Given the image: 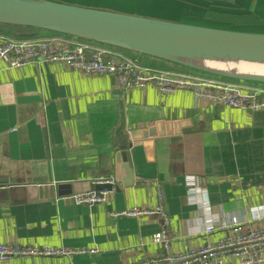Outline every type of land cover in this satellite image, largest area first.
Wrapping results in <instances>:
<instances>
[{
    "label": "crops",
    "instance_id": "obj_1",
    "mask_svg": "<svg viewBox=\"0 0 264 264\" xmlns=\"http://www.w3.org/2000/svg\"><path fill=\"white\" fill-rule=\"evenodd\" d=\"M53 1L226 26L204 16L196 20L206 10L192 8H204L205 0ZM223 1L236 4L244 14L248 11L237 0ZM259 14L245 15L264 18V6ZM260 26L264 25L244 27L263 30ZM158 122L188 123L178 134L153 138L130 150L134 183L124 187L115 178L122 132L147 130ZM102 179L118 184L108 202L94 206L78 205L72 197L29 201L21 191L30 184ZM161 204L168 225L159 213L114 216L132 208L154 210ZM233 219L242 234L264 227V110L209 106L187 90L164 95L155 85L128 88L114 76L85 74L64 63L9 70L0 62V244L98 250L0 264H146L165 257L164 248L152 243L165 228L172 252L183 253L226 238ZM208 228L211 234H206Z\"/></svg>",
    "mask_w": 264,
    "mask_h": 264
},
{
    "label": "water",
    "instance_id": "obj_2",
    "mask_svg": "<svg viewBox=\"0 0 264 264\" xmlns=\"http://www.w3.org/2000/svg\"><path fill=\"white\" fill-rule=\"evenodd\" d=\"M264 0H237L256 13ZM236 6V4H233ZM260 15V14H259ZM0 24L34 28L87 43L135 53L136 62L155 58L224 80L264 86V76H246L207 68L205 62H264V30L235 26H203L171 22L53 0H0ZM188 122H158L147 130L122 132L115 156V178L124 187L134 183L129 151L157 137L180 133ZM141 143V144H140ZM99 188V189H98ZM107 186L94 182L30 184L21 188L29 201L71 198Z\"/></svg>",
    "mask_w": 264,
    "mask_h": 264
},
{
    "label": "built area",
    "instance_id": "obj_3",
    "mask_svg": "<svg viewBox=\"0 0 264 264\" xmlns=\"http://www.w3.org/2000/svg\"><path fill=\"white\" fill-rule=\"evenodd\" d=\"M90 44L60 35L31 40H16L0 35V62L9 70H18L36 63H64L85 74L114 76L128 88L155 85L164 95L187 90L194 93L198 103L203 102L209 106H228L244 111L264 110V87L248 89L246 87L248 85L227 82L218 77L148 68L141 66L123 52L110 51ZM94 184L110 188L74 195L72 198L76 204L86 206L105 204L115 192L118 182L115 179H102L96 180ZM161 206L162 204L154 210L132 208L115 213L114 216L142 218L159 213L165 225H168L169 218ZM232 223L226 238L217 242H206L183 253L172 252L165 228L152 238L153 244L164 248L165 257L161 260L152 259L146 264H264V228H251L242 234L240 233L242 227L237 220L233 219ZM212 232L213 229L208 228L206 234ZM97 251L0 244V261L94 254Z\"/></svg>",
    "mask_w": 264,
    "mask_h": 264
},
{
    "label": "trees",
    "instance_id": "obj_4",
    "mask_svg": "<svg viewBox=\"0 0 264 264\" xmlns=\"http://www.w3.org/2000/svg\"><path fill=\"white\" fill-rule=\"evenodd\" d=\"M204 19L212 23H216L219 25H227V26L242 27V26L264 25V18L258 15H235V14H229V13H223V12H217V11H208L204 15ZM0 35L6 36L10 39H16V40H31V39H37V38L57 36L54 33L46 32V31H42V30H38L34 28L7 26V25H1V24H0ZM81 42H84V41H81ZM90 45L104 48L110 51L123 52L129 58L136 60L137 55L132 52L123 51V50L106 47V46L95 45V44H90ZM140 64L142 66H147V67L149 66L151 68L152 67L161 68V69L170 68L172 70L180 71L183 73H191V74H195V75H199L203 77H212L210 75H204L200 73L191 72L184 68H180L178 66H174V65H171V64L159 61V60L151 59V58L142 59Z\"/></svg>",
    "mask_w": 264,
    "mask_h": 264
},
{
    "label": "rangeland",
    "instance_id": "obj_5",
    "mask_svg": "<svg viewBox=\"0 0 264 264\" xmlns=\"http://www.w3.org/2000/svg\"><path fill=\"white\" fill-rule=\"evenodd\" d=\"M191 1H195V0H191ZM189 5L195 6V5H192L191 3H189ZM232 5L233 4L228 3L226 1H223V0L222 1H219V0H205V6H204V8L199 9L198 8L199 6H196V7H193L192 8V11H194V10H202L204 12L206 10V12H204V14L202 12L198 13L197 14V17H196V20H199V18L203 17L208 11H217V12H223V13H229V14H235V15H245L244 12H243V10H241L239 7L232 6ZM194 14L196 15V13H194ZM146 15L152 16V17L155 16V17L165 18V19H176L177 18L176 15H172L171 16V15L161 14V13H147ZM235 27H240V26H235ZM242 27H244V26H242ZM260 27H262L263 30H264V26H260ZM258 29H260V28H258ZM151 59H155V58H151ZM155 60H157V59H155ZM159 61H161V60H159ZM162 62H164V61H162ZM165 63H167V62H165ZM168 64H170V63H168ZM171 65H173V64H171ZM180 68H182V67H180ZM155 69L164 70V71H172V72H180V71L172 70L170 68L169 69H165V68L164 69L155 68ZM188 71H190V70H188ZM191 72H193V71H191ZM180 73H183V72H180ZM195 73H197V72H195ZM186 74H191V73H186ZM191 75H195V74H191ZM226 81L227 82H231V83L248 85V83H241V82L229 81V80H226ZM258 86H260V85H258ZM261 87H264V86H261Z\"/></svg>",
    "mask_w": 264,
    "mask_h": 264
},
{
    "label": "bare ground",
    "instance_id": "obj_6",
    "mask_svg": "<svg viewBox=\"0 0 264 264\" xmlns=\"http://www.w3.org/2000/svg\"><path fill=\"white\" fill-rule=\"evenodd\" d=\"M207 68L219 72L238 73L246 76H264V62L232 61L230 63L205 62Z\"/></svg>",
    "mask_w": 264,
    "mask_h": 264
}]
</instances>
